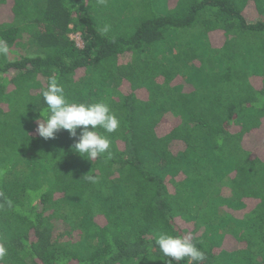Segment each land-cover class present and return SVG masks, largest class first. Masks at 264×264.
<instances>
[{"label":"trees","instance_id":"1","mask_svg":"<svg viewBox=\"0 0 264 264\" xmlns=\"http://www.w3.org/2000/svg\"><path fill=\"white\" fill-rule=\"evenodd\" d=\"M0 41V264H264V0H0ZM53 75L110 158L38 134Z\"/></svg>","mask_w":264,"mask_h":264},{"label":"clouds","instance_id":"2","mask_svg":"<svg viewBox=\"0 0 264 264\" xmlns=\"http://www.w3.org/2000/svg\"><path fill=\"white\" fill-rule=\"evenodd\" d=\"M103 31L106 33L108 26H105ZM9 54L8 45L0 41V56L7 58ZM42 96L47 105V112H41L43 119L38 122L37 127V132L42 138H55L60 130H67L72 137H77V129H80L79 137L73 146L76 152L92 161L104 153L111 157L110 139L96 131L101 128L106 133H114L120 126V119L107 103L70 102L55 75L49 77ZM86 179L95 182L94 176H86ZM155 243L167 258L165 264L180 262L186 257L188 264H202L205 259V253L193 243L190 236L160 233ZM3 252L4 249L0 248V254Z\"/></svg>","mask_w":264,"mask_h":264},{"label":"rangeland","instance_id":"3","mask_svg":"<svg viewBox=\"0 0 264 264\" xmlns=\"http://www.w3.org/2000/svg\"><path fill=\"white\" fill-rule=\"evenodd\" d=\"M251 8L252 7H250V9ZM250 9H248V11H250ZM250 12L251 13L248 14V16L250 17V19H252V18L254 19L255 18V13L253 11H250ZM71 37L73 39H75V41H76V43H77L78 46H80V47L83 46V41H82V39H81V37H80V35L78 33H71ZM222 38L223 37L221 35H215L213 37L214 41H216V42H220L222 40Z\"/></svg>","mask_w":264,"mask_h":264}]
</instances>
